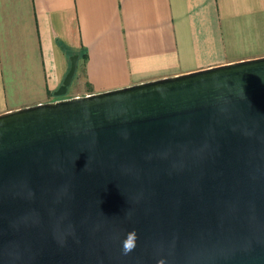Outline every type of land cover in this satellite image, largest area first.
Listing matches in <instances>:
<instances>
[{
  "label": "water",
  "instance_id": "95a60500",
  "mask_svg": "<svg viewBox=\"0 0 264 264\" xmlns=\"http://www.w3.org/2000/svg\"><path fill=\"white\" fill-rule=\"evenodd\" d=\"M77 59L0 113V264H264V56L63 97Z\"/></svg>",
  "mask_w": 264,
  "mask_h": 264
},
{
  "label": "crops",
  "instance_id": "0c3cea01",
  "mask_svg": "<svg viewBox=\"0 0 264 264\" xmlns=\"http://www.w3.org/2000/svg\"><path fill=\"white\" fill-rule=\"evenodd\" d=\"M74 53L86 93L261 57L264 0H0V113L55 99Z\"/></svg>",
  "mask_w": 264,
  "mask_h": 264
},
{
  "label": "rangeland",
  "instance_id": "374dc122",
  "mask_svg": "<svg viewBox=\"0 0 264 264\" xmlns=\"http://www.w3.org/2000/svg\"><path fill=\"white\" fill-rule=\"evenodd\" d=\"M87 90H89V85L85 81V67L83 60L80 62L78 69L75 72L73 80L68 88L66 94L64 96H74V95H82L86 94ZM56 98L58 96L54 95Z\"/></svg>",
  "mask_w": 264,
  "mask_h": 264
},
{
  "label": "clouds",
  "instance_id": "9594fccd",
  "mask_svg": "<svg viewBox=\"0 0 264 264\" xmlns=\"http://www.w3.org/2000/svg\"><path fill=\"white\" fill-rule=\"evenodd\" d=\"M137 239L138 236L135 230H131L126 234L125 239L122 241L121 251L123 255H128L135 249ZM157 264H165V259H158Z\"/></svg>",
  "mask_w": 264,
  "mask_h": 264
},
{
  "label": "trees",
  "instance_id": "16d2710c",
  "mask_svg": "<svg viewBox=\"0 0 264 264\" xmlns=\"http://www.w3.org/2000/svg\"><path fill=\"white\" fill-rule=\"evenodd\" d=\"M80 57H82L84 60L87 59V53L86 52H80Z\"/></svg>",
  "mask_w": 264,
  "mask_h": 264
}]
</instances>
